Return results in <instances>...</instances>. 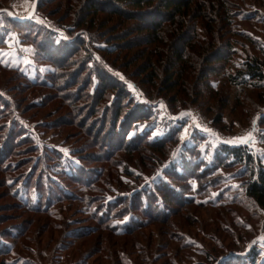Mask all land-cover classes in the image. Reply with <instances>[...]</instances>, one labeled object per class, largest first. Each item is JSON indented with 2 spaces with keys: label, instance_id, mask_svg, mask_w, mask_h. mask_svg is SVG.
Wrapping results in <instances>:
<instances>
[{
  "label": "trees",
  "instance_id": "1",
  "mask_svg": "<svg viewBox=\"0 0 264 264\" xmlns=\"http://www.w3.org/2000/svg\"><path fill=\"white\" fill-rule=\"evenodd\" d=\"M6 3L0 0V8L11 9ZM12 41L29 52L26 66L0 56V76L9 75L0 80V186L14 201L1 207L19 210L0 215V264H90L109 246L113 254L99 264H136L103 232L124 237L156 223L169 227L162 232L170 244L193 251L186 255L191 264L221 257L218 264H264L258 247L229 254L236 249L211 234L212 226L207 232L198 226L213 243L208 249L175 219L196 225L200 218L187 215L190 207L215 208L216 231L235 245L254 237L264 217V154L215 143L198 130L186 141L187 119L172 118L196 106L226 133L236 121L214 112L233 100L232 111L249 114L248 123H238L255 124L264 101V0H39L24 21L0 11V50ZM9 82L26 93L25 105ZM157 101L169 117H160ZM65 128L82 142L70 141ZM50 132L65 139L69 152L41 140ZM115 186L126 190L109 198ZM70 207L87 218L64 214ZM11 215L24 217L8 223ZM85 219L95 224L72 226L51 252L43 246L40 236L51 240V226ZM97 232L90 252L71 257L79 241ZM170 250L161 254L166 264H178Z\"/></svg>",
  "mask_w": 264,
  "mask_h": 264
},
{
  "label": "rangeland",
  "instance_id": "2",
  "mask_svg": "<svg viewBox=\"0 0 264 264\" xmlns=\"http://www.w3.org/2000/svg\"><path fill=\"white\" fill-rule=\"evenodd\" d=\"M33 2L34 0H7L6 5L8 7H11V11L15 14V15H19L21 14V16L27 17L30 16L31 11H32V7H33ZM9 9V8H8ZM12 15V14H11ZM13 16V15H12ZM22 18V17H19ZM28 52H29V47L24 46V45H20L17 43H14L13 41L10 42V46L8 48H6L5 50H0V56L7 62H11L15 65H19L22 64L23 66H26L27 64V56H28ZM138 66V63L132 66V70H135ZM31 69V73L30 76L32 78H34L35 76V70L32 66H27ZM122 75V74H121ZM9 78L8 74H4L3 76H0V80H6ZM141 80V79H140ZM141 83H143L142 81H140ZM6 86L9 88V90L11 91L12 94L15 95L16 99L19 98V100H23V105H25V101L23 99L24 95L26 94L25 92H19L18 90H16L14 88L15 86V82H9L6 84ZM130 87L132 88V90L135 92V94H137V98L142 101L143 99L140 96L139 91L135 88V84L133 82L130 81ZM256 95V94H255ZM204 102V99H200L199 102ZM223 102V101H220ZM233 100L230 103L229 106H226L225 108H218L217 110H215L214 114L217 115L220 112H224V114L230 119V120H234L236 121L234 124V128L230 131H227L226 133L222 132L221 130H219L216 126H214L212 124V122L210 121L209 117L205 116L206 114L201 112L198 107L196 106H192L186 110H183L182 112H180L178 115L176 116H172V118L176 121H182V120H186L187 119V125L185 126L184 129V134L183 137L184 140H192L193 141V137H192V133L195 130L198 131H202V132H206L208 136H210V140L215 142V143H220V142H226L229 143L230 145H249L251 148L259 151L261 154H264V147L262 144V137L264 136V125L262 126L260 124V119L262 117H264V101H258V107H257V118H256V122L254 125L252 126H241L242 124L238 123V121L243 122V123H248L249 120V114L243 110H241V108L238 109H233L234 111H232V105L233 104ZM156 105V109L158 111H160V117L162 118H167L169 117L166 111V105L163 102H159L157 101L155 103ZM224 106V104H223ZM50 110V109H48ZM47 110V111H48ZM25 119L28 118L27 115H24ZM199 118V120L196 122L195 119ZM222 124H220L219 126H221ZM233 125V124H232ZM257 127V129L259 130L254 136L250 133L247 132L245 133L244 131H251L249 130V128H253V127ZM32 127V126H31ZM71 132V133H70ZM64 133H70V137L69 140L70 141H74L76 139V143H80L82 141H78L77 137L74 136V131L73 129L69 128H65V132ZM65 137V136H64ZM41 140L47 144H49L52 147H56V148H61V149H66L67 152H69V145L64 144V138L60 137V136H54L53 132H50L49 134L46 135H42L41 136ZM69 144V143H67ZM70 155V153H68ZM137 173H141L140 169L136 170ZM0 176H2L0 174ZM150 180L153 179V177H148ZM157 179V178H156ZM129 180H131V182H137L135 177H131L129 178ZM115 192L111 193L109 195V198H113L114 196H117L119 194H123L126 190V188H124L122 186H115ZM4 192V188L0 186V215L1 214H14L15 212H19V210H8L5 207H1L2 205H6V204H10L11 202H14L13 199H10L9 197H7L6 195H3L2 193ZM76 207H70V208H66L63 213L64 214H72L74 216H76V218H87L86 215H82V214H77L75 212ZM189 212L192 213V215H195L196 219L200 218L199 223H194V225H190L187 221H180L179 222V217L175 218L176 219V224L183 229L186 233H192L193 236L197 237L198 239L202 240L204 242V245L206 247H208V249H210L212 247V242L209 241V239H207V237L205 238L202 234L201 231H199L198 226H202L204 230H206V232L209 230L210 231V227L212 226V232L211 234L213 235H217L219 237V239H221V241L225 242L226 244H231V247L236 249V251H231L229 254H242V255H246L248 254L252 248L254 246L259 248V262L264 263V217L261 220V226H260V230L259 232L251 238L250 235H248L251 239L248 240H239L236 245H235V241L234 239H231L230 237L227 236V234L223 231H216V228H220L219 227V220L220 218L219 216V211H217L215 208H203V209H198L195 206L190 207L189 211L187 212L189 215ZM24 216L20 217H13V215H11V217L6 220L8 223H15V222H19L22 220ZM38 217V216H37ZM35 217V220L36 218ZM41 220V222H45L46 217L41 216L39 217ZM174 220V219H173ZM54 222L56 223H60V224H64L65 222L63 221H58L53 219ZM252 223L256 224V220H251ZM231 223V222H230ZM95 221H88L87 219L84 220V222L81 223H76L75 225L71 224V225H65L64 228H62L61 226H51L49 232H48V237H52L51 240H48V238L46 237L45 234H42L40 236V238L43 240V246L49 248V252H51V250L53 249V247L55 246V242L58 241L60 242V240L63 238L65 232L68 229L74 228V227H80L81 225H94ZM74 226V227H72ZM35 227V226H34ZM169 227H166V225H160L158 223L152 225L151 227L148 228H144L143 231L141 232H137L133 235H129V236H124V237H119L113 234H110L109 232H103L104 235L106 236L107 239V243H109V245H113V247H120L121 249H123L124 251L129 252V254H131V257L133 259V261H135L136 264H166V260L167 257H165V255H161L165 252H168L170 249L172 250V253L174 255H176V261L178 264H191L190 261H188L187 259V254H193L192 250H183L180 248L179 244H177L175 241H172L171 244L169 243V239L167 237H169V234H163L162 230L164 229V233H165V229L168 230ZM237 230V234L241 232V229H236ZM153 232V234L151 235V233ZM215 232V233H214ZM100 232H97L95 234H89L87 236H85L83 238L82 241H79L78 245L79 247L76 248V250L73 252L71 257H74V253L77 257H79L80 255L82 256L83 253H87L90 252L99 242V238L97 237V235ZM149 235V236H148ZM135 243H140L141 245L139 246V250L136 249ZM31 244V243H29ZM77 245V246H78ZM220 248V247H218ZM113 250H115V248H112L109 246V250L108 253L105 252L104 250L101 251L99 253V258L95 259V256H93L90 260V264H99V262L103 261L107 256L111 254H113ZM170 250V251H171ZM207 250V249H206ZM221 249H218L217 252L220 254L221 253ZM139 252V253H138ZM140 253H143V257L141 256ZM105 254H107V256H105ZM139 254V255H138ZM161 255V258L156 259L155 261V256L156 255ZM228 254V255H229ZM194 255V254H193ZM144 256H146V262H144ZM195 257L199 258V259H204L203 256L198 257L197 255H195ZM153 259V261H152ZM222 260V257L219 259V261H217L216 264H218L220 261ZM108 262V261H107Z\"/></svg>",
  "mask_w": 264,
  "mask_h": 264
},
{
  "label": "water",
  "instance_id": "3",
  "mask_svg": "<svg viewBox=\"0 0 264 264\" xmlns=\"http://www.w3.org/2000/svg\"><path fill=\"white\" fill-rule=\"evenodd\" d=\"M38 1L39 0H34L33 7H32V11H31L30 16H27V17H24V18H19V17L14 16V14L12 13V11H10V9H8V8H0V11H8L10 14L13 15V17L15 19L20 20V21H24V20L30 19L31 17L34 16V14L36 12L37 5H38Z\"/></svg>",
  "mask_w": 264,
  "mask_h": 264
},
{
  "label": "built area",
  "instance_id": "4",
  "mask_svg": "<svg viewBox=\"0 0 264 264\" xmlns=\"http://www.w3.org/2000/svg\"><path fill=\"white\" fill-rule=\"evenodd\" d=\"M199 120V118L197 117L196 119H195V121L197 122ZM249 130H251V131H244L245 133H247V132H250L253 136L259 131L258 129H257V127L255 126V127H253V128H249Z\"/></svg>",
  "mask_w": 264,
  "mask_h": 264
},
{
  "label": "crops",
  "instance_id": "5",
  "mask_svg": "<svg viewBox=\"0 0 264 264\" xmlns=\"http://www.w3.org/2000/svg\"><path fill=\"white\" fill-rule=\"evenodd\" d=\"M17 16H19V17H23V16H21V14H19V15H17Z\"/></svg>",
  "mask_w": 264,
  "mask_h": 264
}]
</instances>
